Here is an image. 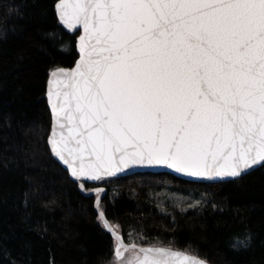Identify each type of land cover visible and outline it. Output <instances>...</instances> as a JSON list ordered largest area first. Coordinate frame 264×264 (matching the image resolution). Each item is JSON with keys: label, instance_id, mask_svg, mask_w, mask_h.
Wrapping results in <instances>:
<instances>
[{"label": "snow or ice", "instance_id": "snow-or-ice-1", "mask_svg": "<svg viewBox=\"0 0 264 264\" xmlns=\"http://www.w3.org/2000/svg\"><path fill=\"white\" fill-rule=\"evenodd\" d=\"M57 12L83 35L75 69L49 73V143L82 190L137 164L209 178L264 165V0H59ZM93 192L110 264H207L125 240Z\"/></svg>", "mask_w": 264, "mask_h": 264}, {"label": "trees", "instance_id": "trees-1", "mask_svg": "<svg viewBox=\"0 0 264 264\" xmlns=\"http://www.w3.org/2000/svg\"><path fill=\"white\" fill-rule=\"evenodd\" d=\"M57 0H0V264H109L111 234L46 144L50 71L77 58ZM107 219L145 246L210 264H264V165L210 183L169 173L102 179ZM247 239V246L239 240Z\"/></svg>", "mask_w": 264, "mask_h": 264}, {"label": "water", "instance_id": "water-1", "mask_svg": "<svg viewBox=\"0 0 264 264\" xmlns=\"http://www.w3.org/2000/svg\"><path fill=\"white\" fill-rule=\"evenodd\" d=\"M58 3H59V0H57L54 3V11H55V14H56L57 19H58V12H57V4ZM59 24L61 25V27L67 33H70V34L78 33L77 36H76V38H75V49H76V52H77V55L78 56H77V58L75 59L74 63L71 66H69V67H57V68L52 69L51 71H54V70H57V69H60V70H74L76 64L78 63V61L80 59V52H79V47H78V43H79L78 38L81 35H83V29L82 28H79V30H76V31L68 30V29H66L62 25V23L60 21H59ZM51 87H52V85L50 83V76L48 75L47 83H46L45 98H46L47 107H48L49 112H50V119H51V121H50V130H49L48 136L46 138V144H47V147L49 149L50 155L67 172L69 179L72 180L73 182H75L78 185L80 192L84 196H86V197H92V196H95L96 194L99 195V192H93V190H103V196H104L105 193H106V188H104V187L96 188V189H90L88 191L82 190L81 187H80V183L77 182L76 178L71 177L70 171L67 168V166L64 165L59 160V158L55 156V153L52 151V147H51V145L49 143L50 134H51V132L53 130V127H54V115H53V112L51 110V101H50V98H49V91H50ZM260 166H253L251 168V170L245 171V173L242 174V175H245V174H247V173L255 170L256 168H258ZM137 172H151V173H164L165 172V173H169V174H171V175H173V176H175L177 178H181V179H184V180H187V181H194V182L217 183V182H223V181H228V180L236 179V178H216V177H213V178H209V177H195V176H190L187 173L177 172L175 169L169 168L166 165H148V164L131 165L129 168L123 169L121 172L116 173L114 176H111V177L105 176L102 179L113 178V177H120V176H127V175H131V174H134V173H137ZM241 176H239V177H241ZM81 182H83L84 184L85 183H95V182H86V181H81ZM96 202H97V197L94 199V211L97 214ZM162 247H166V246H162ZM172 249H175L177 251H180V252H182L184 254H188V255H190V256H192L194 258H198V259L204 260V259H202V258H200V257H198V256H196L194 254H191L189 252H186V251H183V250H180V249H176V248H172ZM207 264H210V263L207 262Z\"/></svg>", "mask_w": 264, "mask_h": 264}, {"label": "flooded vegetation", "instance_id": "flooded-vegetation-1", "mask_svg": "<svg viewBox=\"0 0 264 264\" xmlns=\"http://www.w3.org/2000/svg\"><path fill=\"white\" fill-rule=\"evenodd\" d=\"M97 182H95V183H85V184H96ZM96 188H101L100 186H98V185H92V187L91 188H89L88 190H90V189H96ZM97 195L98 194H96L94 197L96 198L97 197ZM94 198V199H95Z\"/></svg>", "mask_w": 264, "mask_h": 264}, {"label": "rangeland", "instance_id": "rangeland-1", "mask_svg": "<svg viewBox=\"0 0 264 264\" xmlns=\"http://www.w3.org/2000/svg\"><path fill=\"white\" fill-rule=\"evenodd\" d=\"M112 260V259H111ZM111 260H110V262H111ZM110 262H109V264H110Z\"/></svg>", "mask_w": 264, "mask_h": 264}]
</instances>
